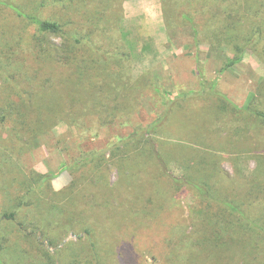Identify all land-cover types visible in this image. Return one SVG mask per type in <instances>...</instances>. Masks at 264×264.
Listing matches in <instances>:
<instances>
[{
  "label": "rangeland",
  "instance_id": "obj_1",
  "mask_svg": "<svg viewBox=\"0 0 264 264\" xmlns=\"http://www.w3.org/2000/svg\"><path fill=\"white\" fill-rule=\"evenodd\" d=\"M52 1L0 0V214L13 211L16 198L26 196L25 187L34 186L44 206H65L74 219L58 214L56 223L46 224L36 203L39 206L20 211L15 225L4 222L10 241H19L33 255L37 242L54 256L67 246L83 248L80 256H89L94 240L101 264H211L208 260L217 255L216 225L226 217L231 224L240 221L225 203L247 210L243 227H250L251 221L264 227V131L211 87L201 92L203 83L218 82L217 92L236 107L264 111V45L248 44L240 53L235 42L216 41L221 9L249 20L257 14L264 21V0H215L212 5L180 1L172 9L165 0H118L120 11L113 6L112 13L119 18L122 49L111 64L124 83L142 84L132 109L111 118L88 110L76 119L49 121L48 128L24 136L20 123L31 111L22 94L37 92L41 101L42 86L49 93L53 80L58 81L55 90L60 93L71 82L56 57L41 52V46L49 44L41 43L38 27L9 6L74 30L80 19L70 0H64L67 7ZM259 8L263 11L255 13ZM192 21L200 33L198 41ZM47 40L54 48L67 41L57 36ZM84 52L85 65L98 63L90 50ZM239 56L240 63L225 68ZM191 92L196 94L189 100L172 104L171 99ZM165 114L170 120L151 135L152 148L142 142L115 151L120 139ZM8 154L16 166L5 162ZM92 154L93 161L77 165ZM38 174L55 177L41 190L40 180L32 182ZM171 175L192 184L177 185ZM235 184L239 191L229 187ZM92 196L98 203L93 209L87 204ZM25 219L39 221L41 230L27 237L18 226ZM50 239L56 245H50ZM230 260L228 264H243L242 259ZM5 263L11 264L7 259Z\"/></svg>",
  "mask_w": 264,
  "mask_h": 264
},
{
  "label": "trees",
  "instance_id": "obj_2",
  "mask_svg": "<svg viewBox=\"0 0 264 264\" xmlns=\"http://www.w3.org/2000/svg\"><path fill=\"white\" fill-rule=\"evenodd\" d=\"M180 1L190 2L192 0H165V4L169 9H172V6ZM202 1H206L212 5L215 0ZM56 3L64 7H67L68 4L64 0L52 1V4ZM69 5L75 7L72 11L75 17L78 16L80 19L77 20L78 23L72 31H69L60 21L40 19L35 15L26 13L16 5H8L19 18H23L38 27L39 33L43 37L41 43L47 42L49 44V47L41 44V52L44 51L56 57L57 64L68 71V76L65 79L69 78V82H71V86L60 93L55 90L58 81L53 80L54 86L49 93L42 86L41 93L43 95L41 101L37 98V92H25L22 94L25 95L23 96V100L28 107L26 108L28 113L31 111L30 116L25 115V120L20 123L23 127L22 134L24 136H29L31 133H35V131L48 128L47 122L49 121L59 120L62 117L76 119L88 110L98 114L101 118L104 116L111 118L122 109H132L134 94L142 90V84L134 85L129 82L124 83L123 80L121 81L120 71L115 69V66L111 64L120 55V50L122 49L117 37L119 18L116 17V13L114 15L112 13V10H115L113 6L117 8L119 6L118 0H112L111 2L109 0H105V2L103 0H70ZM262 7L264 8V4ZM190 8L191 6L188 5L187 9ZM117 11H120V8ZM259 11H263L262 8H259L255 13H259ZM211 13L215 14L213 11ZM217 17L218 28L220 29L219 33L216 34L218 39L216 40L217 43H222V39H229L235 42L236 49L240 53H243L247 49L246 45L248 44H254L258 47L264 45V21L258 18L257 14L254 19L249 20L246 16L237 12L228 11V8H226L221 9L220 16ZM215 18L216 16L213 15V20ZM188 19L187 17V21ZM191 25H193L194 33L198 41L200 33L194 21L191 22ZM49 36L66 38L67 41L62 46H56L54 48L47 40ZM85 49L90 50L92 58L98 63L90 67H88V64H84L86 59ZM118 50L119 52H117ZM242 60L243 56L230 59L225 68L228 69L240 63ZM217 83H203L201 92H205L208 87H211L213 94L232 105L238 112L246 111L256 122L260 123L261 126L258 127L264 131V111L256 109L255 106L247 109L236 107L227 96L217 92ZM126 87H130L131 91L125 92ZM194 94L196 92H191V95L184 94L178 96L176 99H171L172 104L187 101ZM167 96H171V94L167 93ZM168 114H165L147 128L136 129L130 137L120 139V143L114 148L115 151L122 148V146L129 147L131 143L140 144L142 142H146L152 148V139L150 137L154 132H157V129L162 124L170 120ZM5 151L3 150V152ZM153 154L157 156L156 152H153ZM92 155L93 157H87L78 162L77 165L87 164L93 161L94 154ZM5 158L8 159V161H5L8 165L16 166L14 165L15 158L13 155L8 154ZM11 172L13 171L11 170ZM54 177L52 175L38 174L33 176L34 180L32 182H38L37 179L40 180L42 183L40 189L44 190V186L48 183L50 184ZM17 178L19 177L15 179ZM171 179L177 185L192 184V182L185 178H177L171 175ZM15 183L17 182L15 181ZM216 184L220 185V182L216 181ZM194 186L199 191H204L201 185ZM10 187H12L11 184ZM229 187L237 191L240 188L239 184ZM25 189L27 192L26 196H18L15 200L17 203L16 208L13 211L0 214V264H6V259L11 264H101L98 242L94 240H91L89 256H80V253H84L85 250L81 252L83 248L75 249L73 246H67V249L65 251L63 250L64 252L60 251L54 256L47 248L43 251L37 242L34 245L36 254L33 255L19 241H17V244L12 243L9 239L10 232L6 231L4 222L9 224L8 226L15 225L20 211L32 206H39L36 203H40V217L46 224L56 223L55 217L58 214L66 216L70 221L74 219V215L65 206L63 208H57L55 205L44 206L43 200H39L35 195L34 186L31 188L25 187ZM204 194L208 195L206 191ZM95 200V196H92L90 200L87 199L89 208L92 207L91 209H93L96 207L98 203ZM225 205L239 216L240 221L237 224H231L229 223L230 219L226 217V220H222L216 225L214 234L218 239V242H216L217 255L214 259L208 261L211 264H228L231 263L230 259H242L243 264H264V227L252 221L249 223L250 227L248 225L243 227L241 224L247 215V210L238 207L232 202L225 203ZM39 208L38 210L36 208V210L39 211ZM202 225L206 226V223L203 222ZM18 226L20 227V231L27 235V237L30 234L33 236V234L41 230L40 223L37 220L28 221L25 219ZM29 228L32 229L31 232H28ZM203 232L202 230L201 235ZM50 245L56 244L50 239ZM232 261L234 262V260Z\"/></svg>",
  "mask_w": 264,
  "mask_h": 264
}]
</instances>
